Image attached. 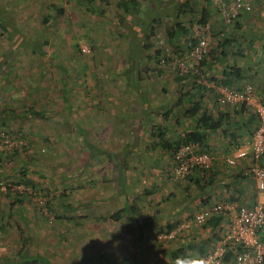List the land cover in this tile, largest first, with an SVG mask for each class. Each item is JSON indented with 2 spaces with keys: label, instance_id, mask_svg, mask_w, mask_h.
Segmentation results:
<instances>
[{
  "label": "rangeland",
  "instance_id": "rangeland-1",
  "mask_svg": "<svg viewBox=\"0 0 264 264\" xmlns=\"http://www.w3.org/2000/svg\"><path fill=\"white\" fill-rule=\"evenodd\" d=\"M77 1L78 5H71L73 0H66L70 4L62 15L51 18L55 20L45 28L47 31L52 28L46 36L50 46L35 53L29 46L36 39L30 37L28 30L38 33L36 21L40 16L23 25L16 10L2 6L4 16L0 21L5 23L6 19L13 18L16 23L0 25V132L4 131L11 142H16L18 151L12 153V147L0 150V176L14 180L20 167L26 166L25 178L36 181L37 187L32 189L20 184L17 195L11 191L16 182L0 185V263L23 248L30 252L27 254L40 256L48 264H175L167 253L175 250L183 237L159 241L155 238L157 231L139 233L135 220H108L98 224L97 221L114 210L113 201L118 204L122 199L116 191L119 166L123 167L126 182L132 187L139 189V186L160 182L159 174L152 172L158 167L154 160H161L164 165L169 152L155 143L151 126L167 121L164 136L169 141L172 139L169 121L175 115L170 111L166 120L162 116L173 107L180 90L191 87L193 76L187 74L176 82L166 64L161 66L156 59L140 63L139 72H143L140 78L135 80L130 75L128 79L132 85L136 82L139 91L145 87L151 90L144 98L146 103L125 77L127 63L117 55L125 48L122 37L117 38L122 30L116 29L118 25L109 19L108 0ZM182 1L186 4L185 9H179V23L186 25L192 20L189 30L199 19L202 7L218 18L221 31L219 27H212V20L206 22L209 49L215 48L220 38H228L231 42L236 40L229 48L234 52L237 44L247 39L252 47L243 48L242 55L261 63L260 67L264 65V48L260 49L264 46V0H245L250 10L240 14L237 23L231 20L228 25L211 3ZM72 6L76 8L73 13ZM5 12L13 14L7 16ZM164 18L167 27L170 22ZM176 23L173 22V27ZM166 27L156 37L153 51H159L158 42L162 41L172 49L173 56H180L185 51L183 44L187 38L186 41L182 37L172 40ZM82 47L87 51H81ZM42 51L45 54H40ZM6 69L9 73L3 71ZM61 91H65V97ZM256 97L264 101V94ZM10 104L12 112L6 109ZM146 104L155 109L144 118L141 110ZM28 108L40 110L45 117L26 116ZM141 119H148L149 124L139 125ZM19 141L25 142V147L20 148ZM94 150L97 153L90 157L89 153ZM169 184L177 187L179 182ZM138 189L132 188L127 195H138L135 193ZM61 192H65V198L60 196ZM10 197L15 199L11 205L7 202ZM62 198L75 208L64 209L59 203ZM157 199L143 196L138 204L141 206L138 218L144 224L152 222L153 228L169 212ZM45 202L51 207L54 205L59 210L56 213L68 219L53 218ZM166 205L175 207L176 202L169 198ZM156 207H159L157 214L153 211ZM167 221L169 218L162 224L157 223L162 231L170 224Z\"/></svg>",
  "mask_w": 264,
  "mask_h": 264
},
{
  "label": "crops",
  "instance_id": "crops-1",
  "mask_svg": "<svg viewBox=\"0 0 264 264\" xmlns=\"http://www.w3.org/2000/svg\"><path fill=\"white\" fill-rule=\"evenodd\" d=\"M0 1V17L4 16L2 12V8L4 6H7V8L9 7V10L11 11L16 10V16L19 18L20 22L23 23V25H28V22L33 17V20L35 21L37 18L36 16H40L36 21V29L39 30L38 33H33L34 31L32 32V29H29L28 31L31 34L30 37L36 39L34 41L35 43L33 44L39 45L43 43V49L45 46H50V39L47 40L46 36L47 34L50 35V33L48 32H52V28H49V31H47L46 27H49L55 20H52L51 18H54V15H62L63 9L67 4H70L69 2H66V0H64L63 2L62 0H10L9 2H3L2 0ZM118 1L119 0H108L106 6L109 8V12L111 11V17L109 19L112 21V23L118 25L116 29L122 30V34L117 38L122 37L123 46L125 48L121 50L117 55L123 57L124 63L136 62L138 57L140 63L150 62L151 60H154L153 48L155 39L157 36H160L163 27H166L164 26L165 22L163 21V17H166L164 19H168L170 22V24L166 27L169 31L168 36L175 41L181 38L180 34L177 32L178 30H175V28L173 27V22L175 21L179 23L181 19L179 15V9L181 8L180 0H136L138 2L137 5H132L130 3L128 5L129 7H127V9L123 11L122 9H117ZM73 3L75 5H78L77 0H73L71 5ZM157 3L158 10L156 9ZM85 8H87V5L85 6ZM182 8L185 9L184 7ZM75 9L76 8H73L72 6L70 12L73 13ZM10 14L13 13L5 12V15L7 16ZM51 15H53V17H51ZM209 19L212 20V27H219V31H221L222 26L218 18L210 15ZM42 20H45L46 22L44 25H42ZM15 23L16 21L13 18L11 20L6 19L5 23L4 21H0V25H9ZM25 29L28 28L25 26ZM5 30L10 31L8 29ZM157 30L159 31V33L157 32ZM219 34L223 36L222 32H219ZM250 44L251 42L245 39L244 43L236 46V48L238 49L237 51L230 52L228 48L226 57L218 58V56L211 61L209 60V62L206 63L205 67H203L208 77H213L218 80L223 74V71H227L228 65L232 62H235V64L240 67L241 76H243L244 78L237 81L233 80L229 87H239L245 83L252 82L255 87V89L253 87L255 95L264 94V65L260 67L261 63H258L257 61L254 62L247 60L246 58H244L241 52L243 48L248 49L249 47H252V45ZM238 51H240L241 54H238ZM43 52L45 54V51ZM216 52H219V50L216 49ZM3 71L9 73L7 69ZM142 73L143 72H139L138 78H140ZM125 74V77L128 80L129 84L132 85V81L128 79V77L130 75H133L134 73L126 72ZM135 78L136 75H134V79ZM214 83L216 84V82ZM133 85L132 87H134V89L136 88L137 93L142 96V99L144 96L151 94V90L149 92V88H140L141 91H139L136 87V82ZM216 85L220 84L217 83ZM194 88L195 87L192 86L191 88L188 87L186 90L191 89L193 92L195 91ZM174 104L175 103L172 104L173 107L171 108V111L174 113L175 117L174 120L169 121V123H171L170 127H172L173 130V136L170 141H176L177 139H179V137H182L183 134L189 131H196L197 133L204 134L205 138L203 139V150L211 154V169L208 172L204 173H200V171H194L185 178L175 180L179 182L176 187L169 184L170 181H173L171 177V155L169 154V158H167L168 162L164 165V162L156 159L154 161L155 164L158 165V167L152 170V172L155 171V174H159L160 178L158 177V179H160V182H156L154 186H139V189L137 186L132 187L130 183L125 182L123 187L125 192L121 194L122 199L120 200V203L117 204L115 201H111L112 207L114 208L113 211L122 209L126 203L130 205L132 203L131 201L134 202L135 198L136 200H138L143 198V196H146V198H155L156 200L158 197V204L160 206V203L164 204V208L168 209L169 212L161 218V221L157 223L162 224L164 221L166 222V219L169 218V221L167 222L177 225L182 221L189 220L193 213L201 211L206 207H210L212 202H220L224 199H227L237 201L238 203L243 202L245 204H252L254 203V201H256V199L260 198L261 195L258 194L255 190L253 180L244 175L246 162L244 160H240L233 166H229L225 162V159L231 155L232 146L248 138L249 130L252 131L251 128L255 126V117L251 113V110L241 104L226 106L218 105L216 102V93L213 89L203 90L200 103L201 108L199 109L201 111L196 112V115H194L193 117L186 113H183L188 109V107L191 106V103L183 102L181 104L179 103V105L177 106ZM6 109L11 112L13 111L11 104L7 106ZM151 109L155 108L153 106L150 108L146 104L142 107L141 111L144 113L145 110L151 111ZM201 112H205L206 115H209L211 120H213L214 122L221 120V127L217 131H208L206 129L204 130L203 125L199 120ZM148 122V119H141L139 125H147L149 124ZM164 125H167V121ZM132 188L138 189L135 191V193H137L138 195H127V193L130 192ZM132 198L134 200H132ZM169 198L173 199V202L175 201L176 205L178 203L179 204L177 206L175 205V207L167 206L166 202ZM107 199H109V197H107ZM93 200L96 199L93 198ZM158 210L159 207H156L153 211L157 214ZM113 211H110L109 213ZM98 214H100V211H98ZM175 215L176 217H174ZM126 219L127 218L122 219L119 222H123L124 220L126 221ZM98 223H101L100 220L97 221V224ZM142 223H144V221ZM157 223H155L154 228L152 222H146V224H144L145 226L142 227L144 229L140 230L138 224H136V228L137 231L140 230L139 233L144 231L146 232V230H153V232H155L161 229L160 225ZM204 224H206V222L199 225L192 223L190 224L189 228L183 230L182 233L177 234L176 236H181L183 238L180 237V243L177 244V247L175 249H178L180 247L186 249L187 255H191L190 257H194L197 254H203L207 249H209V247L212 246L213 243H215V240L222 234L226 226V221L225 219L221 218L216 225H208L205 228ZM123 228L124 227H122L121 229L123 230ZM142 248L146 249L143 246Z\"/></svg>",
  "mask_w": 264,
  "mask_h": 264
},
{
  "label": "built area",
  "instance_id": "built-area-1",
  "mask_svg": "<svg viewBox=\"0 0 264 264\" xmlns=\"http://www.w3.org/2000/svg\"><path fill=\"white\" fill-rule=\"evenodd\" d=\"M209 1L225 25L239 13L250 10V5L245 0ZM188 37L185 42L187 48L180 56H173L172 49L159 41L157 62L161 66L166 64L174 76L183 77L190 74L196 85L213 89L218 105L243 104L251 110L255 117V128L248 138L232 146L231 155L225 162L233 166L236 162L244 160V175L253 180L255 190L261 197L252 204L227 199L212 202L210 207L193 213L189 220L182 221L168 231L156 232L155 238L159 241L170 240L189 228L190 224H203L212 215L222 214L226 226L215 243L203 254L187 257L179 264H264V102L256 97L250 83L239 87L216 85L204 74L200 61L206 58L209 52L210 33L207 23H194L190 27ZM81 51L87 50L82 47ZM24 143L19 141L21 145ZM15 145L16 142H11L4 131L0 132V150H9ZM211 166V154L199 146L182 144L171 154L173 181L185 178L194 171L208 172ZM11 187L12 191L19 189V185ZM226 252L232 253L224 260Z\"/></svg>",
  "mask_w": 264,
  "mask_h": 264
},
{
  "label": "trees",
  "instance_id": "trees-1",
  "mask_svg": "<svg viewBox=\"0 0 264 264\" xmlns=\"http://www.w3.org/2000/svg\"><path fill=\"white\" fill-rule=\"evenodd\" d=\"M205 1L208 4H210L209 0H205ZM130 3L132 5L138 4V2L136 0H119L117 2V9H122V11H123V10L127 9V7H129L128 5ZM185 4H186V2H181V7H184ZM211 13H212V11H209L208 9H206V7H202L200 10V13H199L200 16H199V19L197 20V22L203 23V24L206 23L208 21ZM243 13H246V12L239 13L237 15V17L235 19H233V20H235L234 21L235 23H237V18L241 16L240 14H243ZM45 23H46L45 20H42V25H44ZM191 24H192V20H189V22L186 25L181 24V23H176L174 28H175V30H178L177 32L180 34V37H182L185 40L189 35V26ZM189 40H190V38H189ZM230 40L231 39H228V38H220L216 47L210 48L207 57L200 61V66L202 68L205 67L206 63L209 62V60L211 61L218 56H219L218 58L226 57L227 49L232 46L233 42H236V40H232V42ZM39 45H41V47L36 46L35 44H31L29 46V49L31 48L32 51L36 52V51H38V49H41L43 47V43L39 44ZM183 45H184V48H187V46L185 44H183ZM237 45H240V43H238ZM263 48H264V46L261 45L260 49L262 50ZM216 49H218L219 52H216ZM153 52H154L153 59H156L155 61L157 62L158 56H159V51L154 50ZM40 54H44V52L42 51V53H40ZM238 54H241V52L238 51ZM139 61L140 60L138 57L136 62L127 63L126 68H125V73L131 72V73H134L133 75H136L135 80H137V78L139 76V65H140ZM227 68H228L227 71H223V74L221 75V77L218 80L216 78H213V77H209V79L216 82V84L218 83V84L223 85V86H229L233 80L237 81V80H241L242 78H244L243 76H241L240 67L237 66L235 64V62H232L231 64H229ZM204 74H206L205 71H204ZM173 77H175V81L177 82L178 80L180 81V79L183 78L184 76L183 77L182 76H180V77L173 76ZM193 82L194 81H192L191 87L192 86L195 87L194 88L195 91L192 92L191 89L180 90V93H179L177 99L175 100V104H174L177 106V105H179V103L181 104L183 102L184 103H191V106L188 107V109L183 113L184 114L186 113L192 117L194 115H196V112L201 111L199 109L201 108L200 103H201V99H202V93H203V90H206L205 88H202L201 86L196 85L195 82L194 83ZM181 91H183V92H181ZM62 94L65 97V91H63V92L61 91V95ZM194 94L197 95V99H196V95H194ZM144 98H146V96H144L142 100H144ZM193 98H195V99H193ZM64 100H65V98H64ZM241 105H243V104H241ZM67 108H68V106H67ZM69 108H70V106H69ZM170 111H171V109L165 110V112L162 116L163 120H166L168 115H170ZM41 113L42 112L40 110H37V109L35 110L34 108H28L26 110L25 115L29 116V115L37 114V115L41 116V118H44L45 116ZM144 113H145V115H144L145 118L149 117L150 111L145 110ZM200 114L201 115L199 116L200 117L199 120H200V123H202L204 130L206 129L208 131H217L221 127V123H222L221 120L214 122L213 120H211L209 115H206L205 112H201ZM151 123H154V122L152 121ZM254 128H255V126L252 127L251 129L253 130ZM166 130H167V128L164 124L163 125H159L157 123L152 124L151 136L153 138H155V143H157V145H160L161 148H163L166 152H169L170 155L173 154L179 148V146L182 144H191V145L202 147V149H203V146H204V142H203L204 140L203 139L205 138L204 134L197 133L196 131H189V132L183 134L182 137H179V139H177L176 141H169L164 136ZM251 133H252V131L249 130V135ZM233 136H234V134H233ZM24 144H22V145L20 144L18 146L20 148H22V147H25L26 144L25 145ZM16 146L17 145L12 147V150H13L12 153H16L18 151ZM91 147H93V146H91ZM96 153L97 152L94 150L93 152L89 153V155L91 154L90 157H93ZM123 158H124V156H123ZM263 162H264V160H263ZM26 171H27L26 166L20 167V173H18L17 178L14 180H7L6 178H4V176L3 177L0 176V178L2 179L1 184L6 183V185H7L8 183L12 184L13 182H16L17 185L22 184L24 187L30 186L32 189H35L37 187V182L34 180H27L25 178L26 177ZM117 178H118L117 193L122 194L123 192H125V190L122 187H124V184L126 182V176H125L123 167H121V168H120V166L118 167ZM15 193L18 195L19 192H17V190H15ZM60 196L65 198V196H66L65 192H61ZM64 198L60 199L59 203L64 207V209L72 211V209L75 207L72 206V204L70 202H68L67 200L65 201ZM14 200H15L14 198L10 197L7 199V202L11 205ZM132 200H134V199L132 198ZM18 201L19 200L17 199L16 202H18ZM139 203H140L139 199L136 200V198H135L134 202L132 201V203L130 205H128L126 203L122 209L113 211L111 213L108 212V214L106 216H101V217H99L100 219H98V220L102 221L103 223L108 221V220L113 221V222H119L122 219L127 218V219H131V220H135L136 223L138 224V226L140 227V230L144 229V228H142L145 226L144 223H142V221L137 216L140 214V211H141V206L138 205ZM45 205H46V208L49 210V212H51V211L53 212V218H55L56 220L68 219V218L63 217V216L59 215L58 213H56L59 210L54 205H53V207H51L48 202H45ZM39 211H40V213H42L41 209ZM215 215H212L206 221V224H204V228L207 227L208 225H211V226L216 225L218 223L219 219L223 218L222 214H218V215L215 214ZM212 219H213V221H212ZM173 226H174V224L170 223L166 226V230H163V231H168V230L172 229ZM0 229L2 230V226L0 227ZM159 231L162 232V229L158 230L157 232H159ZM27 252L28 251H26L25 249L19 248L15 254L9 256L8 258H3L2 264H48L45 261H43L40 256L33 255V254L30 255V254H27ZM28 253H30V252H28ZM231 253L232 252H226L223 259L227 260ZM167 254L169 255V259L171 261H174L175 264H179L183 259L189 257V255H187L186 249H183L182 247L175 249V250H171ZM197 255H200V254H197Z\"/></svg>",
  "mask_w": 264,
  "mask_h": 264
},
{
  "label": "clouds",
  "instance_id": "clouds-1",
  "mask_svg": "<svg viewBox=\"0 0 264 264\" xmlns=\"http://www.w3.org/2000/svg\"><path fill=\"white\" fill-rule=\"evenodd\" d=\"M213 81V80H212ZM223 86V85H222ZM190 257V256H189Z\"/></svg>",
  "mask_w": 264,
  "mask_h": 264
}]
</instances>
